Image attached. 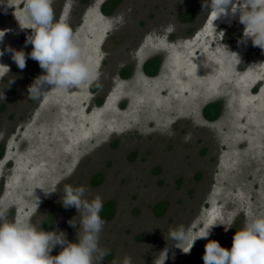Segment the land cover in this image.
Here are the masks:
<instances>
[{
    "label": "rangeland",
    "instance_id": "374dc122",
    "mask_svg": "<svg viewBox=\"0 0 264 264\" xmlns=\"http://www.w3.org/2000/svg\"><path fill=\"white\" fill-rule=\"evenodd\" d=\"M107 1L52 0L95 69L79 88L48 86L32 99L38 62L20 70L11 53L0 57V210L74 243L81 217L61 200L65 186H83L87 199L115 203L109 219L100 213L103 264H203L208 242L233 243L264 218V50L242 42L239 14L214 21L206 0H121L105 15ZM190 10L195 18L184 21ZM23 16L24 0H0V51H32ZM220 43L239 65L226 66ZM153 58L160 69L149 76ZM214 102L221 115L209 121L204 108ZM209 221L221 225L187 254L168 238L184 227L194 239Z\"/></svg>",
    "mask_w": 264,
    "mask_h": 264
},
{
    "label": "clouds",
    "instance_id": "9594fccd",
    "mask_svg": "<svg viewBox=\"0 0 264 264\" xmlns=\"http://www.w3.org/2000/svg\"><path fill=\"white\" fill-rule=\"evenodd\" d=\"M51 5L52 0H24L23 20L30 26L27 29L33 30L25 40V47L32 45V51L26 54L10 47L0 51V57L5 52L11 53L20 70L25 69L29 58L38 62L44 74L38 76L28 89L32 99L49 92L44 91L48 86L51 91H70L95 79V69L82 60L83 50L75 33L68 24L55 19ZM204 8L215 17L214 21L221 17L232 19L239 14V23L244 25L242 42L250 38L253 46L264 50V0H210V3L206 0ZM219 34L224 36L223 32ZM4 36L5 31H0V42ZM219 49L227 67H232L233 62L240 64L239 55L230 51L227 45L220 43ZM86 193L83 186H65L61 200L65 209L75 208L81 217L74 243L67 240L66 233L39 230L26 218L10 222L6 211L0 210V264H103L107 255L99 243L105 225L100 216L103 200L100 196L89 200ZM72 221L69 225L77 228V223ZM217 225L221 224L209 221L205 230L194 239L184 227L170 229L168 238L187 254L197 239H207ZM57 247L61 251L53 256L51 253ZM202 259L203 264H264V218L252 219L242 230L236 231L230 250L221 247L217 241L208 242ZM125 264L129 262L125 261Z\"/></svg>",
    "mask_w": 264,
    "mask_h": 264
},
{
    "label": "trees",
    "instance_id": "16d2710c",
    "mask_svg": "<svg viewBox=\"0 0 264 264\" xmlns=\"http://www.w3.org/2000/svg\"><path fill=\"white\" fill-rule=\"evenodd\" d=\"M120 2H121V0H108L106 3H104V5L102 7L103 13L105 15L112 14L113 11L118 7ZM195 16H196V11L190 10V11H187V12L182 14V19L184 21H192L195 18ZM160 64H161V61L159 58L150 59L145 64V67H144L145 73L149 76H156L159 72ZM122 74H124V76L127 78L131 75V71L124 70ZM221 111H222V103L221 102L210 103L204 108V116L209 121H215L220 117ZM2 153H3V147H1V150H0V154H2ZM102 179H103L102 175L99 174L94 178L93 182H94V184H99V183H101ZM163 205H165V204H163ZM107 210L110 212V214L106 213ZM114 213H115V203L114 202H108L103 206V210L101 211V216L103 219L107 220ZM163 213H164V211L162 212V214ZM231 246H232V243H227V244H224L222 247L230 250Z\"/></svg>",
    "mask_w": 264,
    "mask_h": 264
}]
</instances>
